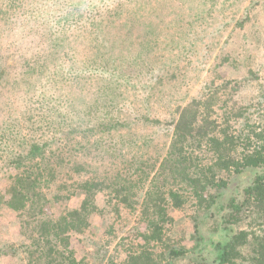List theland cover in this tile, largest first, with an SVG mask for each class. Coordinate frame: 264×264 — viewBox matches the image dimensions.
<instances>
[{
    "label": "trees",
    "instance_id": "1",
    "mask_svg": "<svg viewBox=\"0 0 264 264\" xmlns=\"http://www.w3.org/2000/svg\"><path fill=\"white\" fill-rule=\"evenodd\" d=\"M211 41L201 60L211 57ZM89 57L84 70L107 74L106 59ZM236 61L224 52L214 66ZM249 75L210 81L182 102L164 143L146 135L147 125L160 120L145 112L137 118L142 133L125 139L116 129L130 124L92 120L83 105L60 110L43 103L37 123L35 112L6 119L2 113L12 104L2 94L0 208L14 214L20 239L0 247V256H11L8 264H16L13 257L19 264H264V121L251 123L259 110L235 95L252 83ZM71 110L79 120L57 116ZM89 159L96 164L91 172L84 166ZM61 200L62 213L47 216ZM100 238L115 243L113 253Z\"/></svg>",
    "mask_w": 264,
    "mask_h": 264
},
{
    "label": "rangeland",
    "instance_id": "2",
    "mask_svg": "<svg viewBox=\"0 0 264 264\" xmlns=\"http://www.w3.org/2000/svg\"><path fill=\"white\" fill-rule=\"evenodd\" d=\"M214 28L218 31L212 35ZM206 41L212 42V53L205 61L201 58L208 52ZM223 51L236 57L235 66H214ZM91 53L107 60V74L97 76L92 69H83ZM174 60H179L178 68ZM249 71L254 73L252 83L235 95L239 104L259 110L251 112L249 121L262 123L264 0H0V96L5 94L12 104L11 111L2 113L6 119L18 121L20 112L30 116L35 112L37 123L45 114L43 103L60 110L83 105L92 120L115 117L130 124V130L125 125L116 129L127 139L142 133L137 118L145 112L160 120L147 125L146 135L164 143L177 106L210 81L249 77ZM37 86L40 94L33 96ZM104 88L109 94L102 97ZM57 116L80 119L73 110ZM109 155L103 156V165H108ZM88 163L84 166L91 172L96 164L90 159ZM4 186L0 171V190ZM65 205L62 200L50 204L47 216L56 218ZM189 228L178 232L184 236ZM18 239L17 219L0 208V247L17 244ZM103 240L99 241L103 250L113 253L115 243ZM73 243L81 252L83 247ZM9 260L11 256H0V264Z\"/></svg>",
    "mask_w": 264,
    "mask_h": 264
}]
</instances>
